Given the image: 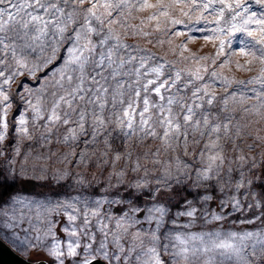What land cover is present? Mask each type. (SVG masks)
<instances>
[{
  "label": "snow or ice",
  "instance_id": "snow-or-ice-1",
  "mask_svg": "<svg viewBox=\"0 0 264 264\" xmlns=\"http://www.w3.org/2000/svg\"><path fill=\"white\" fill-rule=\"evenodd\" d=\"M193 16L190 26L183 18L191 21ZM179 25L187 33H206L205 41L218 40L215 54L184 57L196 66L181 68L126 42L158 32L169 36L171 44L172 37L186 34L176 30ZM194 38L189 35L188 42ZM177 47L183 57L187 42ZM237 56L244 63L234 60ZM233 64L245 72L257 64L259 69L247 80L230 79L221 70ZM252 115L259 119L241 125ZM260 120L264 0H0V158L8 165L17 157L23 160L19 170L0 168V189L22 179L64 189L42 200L11 197L7 227L28 219L35 228L27 212L42 230L23 240L5 235L0 243L8 239L25 252L40 247L51 264H264V191L256 190L264 187L259 174L264 154L257 160L236 144L244 134L254 141L250 150L264 143V129L245 132ZM61 127L64 134L58 136L53 130ZM37 132L35 142L41 147L56 139L73 149L58 158L61 163L75 160V168L91 162L101 175L106 172L104 194L95 199L79 191L91 186L82 173L68 167L50 170L51 152H37L29 176L32 153L22 156L21 143L32 141ZM133 139L136 143L129 147ZM81 145L77 153L75 147ZM140 145L147 150L134 153ZM189 155L194 159H183ZM212 201L219 211L209 208ZM7 203L0 201L5 217ZM113 205L120 206L118 214ZM245 212L253 215L243 216ZM235 213L243 218L228 221ZM180 218H188L187 223H179ZM198 219L220 222L221 228L187 231ZM225 221H259L260 226L236 231L224 229Z\"/></svg>",
  "mask_w": 264,
  "mask_h": 264
},
{
  "label": "rangeland",
  "instance_id": "rangeland-1",
  "mask_svg": "<svg viewBox=\"0 0 264 264\" xmlns=\"http://www.w3.org/2000/svg\"><path fill=\"white\" fill-rule=\"evenodd\" d=\"M254 6V10H255ZM189 15L191 16L192 14L189 13ZM205 15L207 16L208 13H205ZM185 19L186 23H189V25L191 26L192 24L195 23V16L192 17V20L189 21L187 18H183ZM209 19H211V17H209ZM202 25H196V27H201ZM215 25H210V27H214ZM176 30H180V31H184L186 34L185 35H181L178 37H172V42L171 44L168 43L169 40V36H162L161 33H154L153 36L148 37L147 39H133V38H129L126 42L130 43V44H139L140 47L144 48V49H148L150 52L154 53L157 57H164L166 60L173 62L174 64H176L177 67H181V68H188V67H192L194 68L196 65H194L191 62V59H184V57H189L191 58L193 54H195L196 56H205V55H214L216 48L218 46L219 41H205L202 37L206 34V33H202V32H192V33H187V30L184 29V27L182 25L177 26ZM191 35L193 37H195L191 42H188V36ZM238 38L240 37V34H237ZM152 40V43H148L147 40ZM158 39H163L165 41L164 44L160 45L157 44V40ZM187 42V50L183 52V57H181L180 52L181 49L179 47H177V45H180L182 43H186ZM233 47H236V45L234 44ZM227 51V48H226ZM38 54L37 53H33V57L32 58H37ZM224 57H221V60H223ZM235 59H239L241 61V63H244V58L242 57H235ZM201 64H210V61H201ZM219 63L220 61H217L216 64V68H219ZM52 67V66H50ZM255 70L252 72H245L243 70L237 69L234 64L230 65L228 67H225L224 69H222L221 71L223 72V74L225 76H228L230 79L231 78H235L237 80H247L250 77L256 75V70L259 69V65H255L254 66ZM210 71L212 70L211 68L209 69ZM42 75V73H37V77H40ZM25 79V77H21L20 80ZM20 80H18L16 82V84L13 85V93L16 91V87L17 85L20 83ZM33 85L39 86L37 85L36 81L32 82ZM233 87H235V85H233ZM216 89H217V93L220 94L223 92V88L222 86L218 83L216 85ZM52 90L51 88L46 89V91ZM152 99H155V96L152 97ZM249 103H252L251 101ZM16 111V105H13V109L11 110V112L9 113V120H12V116L15 114ZM237 117L239 118L240 115H242V113H240L239 111L236 113ZM259 117H256L254 115L252 116H248L246 118V120H240L239 122L241 123V125H243L245 122H247L248 120L250 121H256L258 120ZM237 123L236 120L233 121V125H235ZM256 128H260V129H264V120H260V122L258 124L253 123L251 124L250 128H248L247 130H245V132L247 131H252L255 132ZM54 132L57 133L58 136H62L64 134V128L61 127L58 130L54 129ZM261 135H264V131H261L260 133ZM39 133H35L34 134V139L32 141H23L21 143V155L23 156V154L25 152H31L32 156L29 157L28 159V164L26 165V167L28 168V175H34V173L32 172V165L35 163V160L33 159L37 152L45 154L48 152L54 153V155L52 156V159L50 161H48V167L50 170H54L56 168H64V167H68L70 170H74L76 172L82 173L83 175H85L86 177H88L89 182L91 184L90 187L87 188L86 191H84V189H80L79 191H83L84 195L89 196L90 198H95V199H99L103 194H104V185L106 184V176L107 173L105 172L103 175H101V169L97 168V167H93L92 163L89 162L86 166H76L75 168H73V164H75V160H72L71 163H61L60 159L58 158H62V154L64 153H68L70 151H72L73 149L69 148L67 145L63 144V143H58L56 139H53L51 144H47L44 147H41L40 144H37L35 142V136H38ZM43 143V142H41ZM135 139H133V141L129 142V147H132L133 145H135ZM254 141L251 137L247 136L246 134L242 135L241 139L236 141V144L239 145V147L243 148L244 152L247 153L248 155L251 156H256L257 160H260L262 158V154H264V143H260L259 145H257L254 150H250L248 148L249 144H253ZM149 147L155 148L157 145L154 143H150L148 145ZM102 147V146H101ZM83 146H76L75 147V151L77 153L81 152ZM227 148H228V158L232 159L233 156L235 155L232 151V144L231 141L227 142ZM147 148L144 145H140L138 147H133V151L134 153L137 152H141V151H146ZM89 152H91V149H88ZM162 159H167V157H165L162 154ZM93 160H95V156L92 157ZM183 159H194V157L192 155H189L188 157H183ZM21 164H23V160L20 157L16 158V163L14 165H8L5 163L4 158H0V168H7V167H13L17 170H19ZM233 167H236L235 164L232 165ZM225 167H228V164L226 163ZM264 173V165H261V168L259 170V174L260 176L263 175ZM254 180L256 179V177H252ZM35 181V180H34ZM38 184V187L36 190L34 191H29V192H25L23 190L20 189H16L14 192L10 193L7 198L5 200L9 201V203L4 204V211H6L8 213L7 217L3 216L2 214H0V236H11V235H15L18 236L21 240L24 239L25 235H28L29 237L31 236H35L37 234L35 229H41L42 230V224L37 221L34 217V215L32 213H27L25 212V216L29 217L32 221V224L35 225V228L31 227L28 219H25L23 222L21 223H17L15 224L12 228H8L7 225L10 223L11 221V217H12V202L10 200L11 197H16L17 195H20L22 197L25 198V200H35V199H44L46 195H48L49 193L52 192H57V193H61L63 194L64 189L61 186L58 185H52V184H46L44 182L41 181H36ZM256 190L258 191V188L256 186ZM73 195L76 194V191L74 190L72 192ZM173 195H175V193H173ZM166 199V197H165ZM177 200L180 199V197L176 198ZM188 199H192V197H188ZM213 202V201H212ZM212 202H209V208L211 210H216L219 211L218 209V202L215 201V205H212ZM117 205H113L112 206V211L114 214H118L120 212V210H118L116 208ZM17 208H22V205H17ZM105 208H107V205H104ZM176 209L173 208V211H175ZM253 215L252 212H245L243 214V216H251ZM243 216L240 213H235L233 216L228 218V221L231 220H236L237 217H241L243 218ZM188 218H180L179 223L183 224V223H187ZM228 221L223 222V228L224 229H231V230H236L239 231L241 229H256L258 226H260L259 221H257L256 224L253 225H247V224H231ZM221 228V223L220 222H211V223H204L201 220H197L189 229H187V231L193 232V233H197V232H209L212 230H219ZM8 244H10L17 252H19L21 255L25 256V257H31L34 261L35 260H40V259H44L47 260L49 263H51V260L49 259V257L45 254L44 250L40 247L37 248H33V249H29L27 252L25 251H21V249L19 247L14 246L8 239H4ZM48 241H42V243H47ZM29 259V258H28ZM31 260V259H30Z\"/></svg>",
  "mask_w": 264,
  "mask_h": 264
},
{
  "label": "water",
  "instance_id": "water-1",
  "mask_svg": "<svg viewBox=\"0 0 264 264\" xmlns=\"http://www.w3.org/2000/svg\"><path fill=\"white\" fill-rule=\"evenodd\" d=\"M25 261H27V264H37L39 261H46L47 264H51L44 259L35 261L28 259L3 239V242L0 243V264H25Z\"/></svg>",
  "mask_w": 264,
  "mask_h": 264
},
{
  "label": "trees",
  "instance_id": "trees-1",
  "mask_svg": "<svg viewBox=\"0 0 264 264\" xmlns=\"http://www.w3.org/2000/svg\"><path fill=\"white\" fill-rule=\"evenodd\" d=\"M261 179L264 180V173H263V175H261ZM37 187H38V184H37L36 181L22 179L15 186H5L3 189H0V192H3L4 193L3 196H0V201H4L7 198V196L10 193L14 192L16 189H20V190H23L25 192H29V191L36 190ZM257 188H258V191H264V187H260L259 185H257ZM214 202L215 201L212 202V205H215ZM116 208L118 210H120V206L117 205ZM28 258L31 259V260H33L30 256Z\"/></svg>",
  "mask_w": 264,
  "mask_h": 264
}]
</instances>
